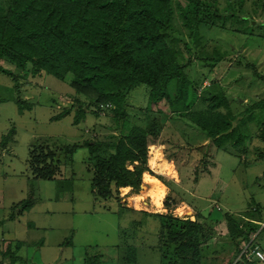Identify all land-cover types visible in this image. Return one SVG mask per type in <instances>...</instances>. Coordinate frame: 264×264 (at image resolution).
I'll list each match as a JSON object with an SVG mask.
<instances>
[{
	"label": "rangeland",
	"instance_id": "1",
	"mask_svg": "<svg viewBox=\"0 0 264 264\" xmlns=\"http://www.w3.org/2000/svg\"><path fill=\"white\" fill-rule=\"evenodd\" d=\"M186 1L172 0L168 44L181 63L191 62L187 73L201 98L224 92L232 110L242 112L238 119L243 117L246 123H234L245 134L243 143L234 147L227 142L218 149L167 104L156 106L163 110L161 114H148L144 109L149 87L145 84L130 91L123 119H118L117 108L112 105L103 110L91 105L86 118L75 124L78 95L71 87L72 74L64 79L47 73L23 76L21 96L32 109L20 113L14 81L0 72V141L14 129L7 144L0 146V264H11L12 255H4L6 250L21 256L13 264H168L176 259L175 247L165 234L161 237L163 223L154 213L198 220L210 236L201 245L200 264H233L239 248L225 214L244 224L248 218L256 219L251 208L258 203L263 215L260 228L264 225V159L258 157L264 144L254 136L264 121V110H254L251 120L246 113L256 99L264 97V28L255 29L253 34L242 33L229 26L232 20H226L227 27L200 24L192 30L178 7ZM253 2L247 0L246 13L256 22H264V7L253 11ZM219 3L223 8L227 4L226 0ZM8 5L9 0H0V15ZM7 66L16 70L14 65ZM81 99L88 102L86 97ZM65 109H70L69 114L52 120ZM204 109L202 100L193 108ZM154 117L162 128L156 143L149 147L150 170L143 174L141 189L135 192L122 187L117 199H97L92 188L94 165L85 141L107 142L111 135L126 132L132 125L149 126ZM176 141L182 145L188 141L195 150L188 153L187 148H180L175 152ZM45 144L55 152V179L36 178L30 170L31 147ZM74 145H78L76 150L68 153L66 147ZM111 151L100 154L108 156ZM157 153L161 155L157 157ZM167 154L174 159H167ZM186 158L191 164H183ZM196 169L202 175L194 183ZM150 177L163 178L159 179L165 189L160 206L149 195ZM31 191L34 205L19 213L20 201ZM135 196L141 198L137 203L132 199ZM164 221L166 225L173 223L168 217ZM256 242L264 252V227ZM17 244L21 245L19 250ZM130 246L136 249L132 252Z\"/></svg>",
	"mask_w": 264,
	"mask_h": 264
},
{
	"label": "trees",
	"instance_id": "2",
	"mask_svg": "<svg viewBox=\"0 0 264 264\" xmlns=\"http://www.w3.org/2000/svg\"><path fill=\"white\" fill-rule=\"evenodd\" d=\"M253 1V11L264 7V0H260L261 5ZM219 2L187 0L178 7L192 30H197L200 24L227 27L226 20H232L229 26L242 33L253 34L255 29L264 28V22H256L255 17L246 13L247 0H226L225 8ZM172 13V0H9L7 10L0 15V72L14 81L19 112L32 109L31 103L21 96L23 76L47 73L64 79L72 74L71 87L78 95L75 97V124L86 118L87 107L91 105L103 110L101 105L111 104L117 108L118 119H123L130 91L145 84L149 87L148 104L144 109L148 114H161L163 110L156 106L167 104L174 109L172 112L189 119L218 149L227 142L234 147L240 146L245 134L234 122L246 123L243 117L238 119L242 112L232 110L224 92L201 98L187 73L191 62L181 63L168 44L167 30ZM244 22H249L248 26L237 25ZM7 64L14 65L16 70ZM251 67L257 71L256 65ZM258 77L263 78L262 75ZM83 97L87 98V103L81 99ZM198 100L205 102L206 109L193 110ZM2 101L0 98V103ZM256 109L264 110V97L256 99L247 109L248 120L253 118ZM69 112L70 109H65L52 120H59ZM93 113L98 115L99 111ZM161 128L154 117L149 126L132 125L126 132L120 130L111 135L107 142L85 141L90 163L94 165L92 188L97 199H117L122 187H130L135 192L141 189L143 174L150 170L149 147L156 143ZM13 131L2 137L0 146L7 144ZM254 136L264 144V121ZM189 144L188 141L185 145L176 141L175 152L180 148H187L188 153L195 150ZM77 147H66V151L73 153ZM106 149L112 151L108 156H102L100 153ZM165 157L174 159L170 154ZM258 157L264 159V149ZM54 158L55 152L49 145H33L29 151L33 175L40 179H55L58 167ZM183 164L191 162L188 163L186 158ZM201 175L196 169L194 183ZM159 179L163 180L162 177ZM30 194L20 201L19 213L34 205L33 191ZM251 209L256 219L248 218L244 224L234 215L225 214L230 234L239 248L238 256L242 242L253 232L259 231L258 237L264 227L260 228L263 220L260 204H254ZM154 215L162 220V230H166H161V237L165 234L168 243L175 247L176 259L168 264H200L201 245L210 237L203 224L191 218ZM166 217L173 223L166 225ZM16 248L19 250L21 245L17 244ZM130 248L132 252L136 249ZM11 253L10 250L4 253L12 255L11 264L22 259L16 252ZM237 258L233 264H253L236 261Z\"/></svg>",
	"mask_w": 264,
	"mask_h": 264
},
{
	"label": "built area",
	"instance_id": "3",
	"mask_svg": "<svg viewBox=\"0 0 264 264\" xmlns=\"http://www.w3.org/2000/svg\"><path fill=\"white\" fill-rule=\"evenodd\" d=\"M101 106L103 108L112 107L111 104ZM258 232L259 231L251 233L248 239L242 242L240 246L241 252L236 261H247L249 263L264 262V252L256 242Z\"/></svg>",
	"mask_w": 264,
	"mask_h": 264
},
{
	"label": "bare ground",
	"instance_id": "4",
	"mask_svg": "<svg viewBox=\"0 0 264 264\" xmlns=\"http://www.w3.org/2000/svg\"><path fill=\"white\" fill-rule=\"evenodd\" d=\"M160 155H161L160 153H157L156 154L157 157H159ZM150 179H153V178L150 177ZM154 181H156V182H154ZM149 182L152 184V189H151L150 196L153 197L154 204L157 205V206H160L161 205V202H162V199L164 197V193H165V189L163 187L164 185L162 186L161 184H159L161 182L157 178H154L152 181H149ZM151 184H150V186H151Z\"/></svg>",
	"mask_w": 264,
	"mask_h": 264
},
{
	"label": "crops",
	"instance_id": "5",
	"mask_svg": "<svg viewBox=\"0 0 264 264\" xmlns=\"http://www.w3.org/2000/svg\"><path fill=\"white\" fill-rule=\"evenodd\" d=\"M160 182H161V180H159ZM149 182V181H148ZM162 185H164V184H162ZM125 188H127V187H125ZM150 195V194H149ZM139 196H135V197H132V199L135 201L134 203H137L141 198H138ZM151 197V196H150ZM151 199H152V201H154V199H153V197H151ZM131 206H133L132 204H131ZM130 207V206H129ZM134 207V206H133ZM134 210H137V209H135V208H133ZM138 211V210H137Z\"/></svg>",
	"mask_w": 264,
	"mask_h": 264
}]
</instances>
